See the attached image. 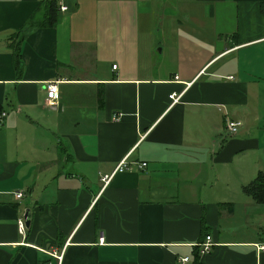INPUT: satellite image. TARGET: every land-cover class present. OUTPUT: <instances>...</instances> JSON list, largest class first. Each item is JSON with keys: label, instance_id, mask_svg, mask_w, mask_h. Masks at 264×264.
Segmentation results:
<instances>
[{"label": "crops", "instance_id": "crops-1", "mask_svg": "<svg viewBox=\"0 0 264 264\" xmlns=\"http://www.w3.org/2000/svg\"><path fill=\"white\" fill-rule=\"evenodd\" d=\"M47 1L0 0V264H264V0H57L18 77Z\"/></svg>", "mask_w": 264, "mask_h": 264}, {"label": "trees", "instance_id": "trees-1", "mask_svg": "<svg viewBox=\"0 0 264 264\" xmlns=\"http://www.w3.org/2000/svg\"><path fill=\"white\" fill-rule=\"evenodd\" d=\"M57 0H48L43 8V13L33 15L26 27L14 34L15 42L13 45V59L18 77L22 73L23 65L21 60V43L28 33L35 29H45L56 27L59 23V10ZM1 111V110H0ZM243 193L254 200L257 204L264 205V174L259 173L257 177L248 185L243 187Z\"/></svg>", "mask_w": 264, "mask_h": 264}, {"label": "built area", "instance_id": "built-area-1", "mask_svg": "<svg viewBox=\"0 0 264 264\" xmlns=\"http://www.w3.org/2000/svg\"><path fill=\"white\" fill-rule=\"evenodd\" d=\"M63 11L66 10V8H62ZM114 69H116V66L113 67ZM178 79V78H176ZM59 82H51L49 84H47L46 86V93H47V101L49 106L53 107V108H57L59 106ZM170 99H172L173 103L176 104L179 102L180 97H178L176 94H173L170 96ZM113 121H119L120 120V116H114L112 118ZM242 126V122L240 121H228L226 124V131L230 136H235L238 134L240 128ZM147 164H141L140 167H145ZM128 170V159H124L122 162H120V164L117 166L115 172L112 174L114 175L117 172H124ZM111 177L109 176H105L102 181H104L105 183H108L109 179ZM17 199H21L23 197L22 194H16ZM19 230L20 232L24 233L26 230V222H24V220H20L19 223ZM101 243L103 242V239L100 240ZM213 243L211 240L210 236L206 237V241L204 243H202L200 245V255H206L209 254L212 250L213 247ZM257 249L259 251H263L264 250V243L263 244H258L257 245ZM56 258L60 261L62 259V256H56ZM182 264H186L189 262V258H183L180 259Z\"/></svg>", "mask_w": 264, "mask_h": 264}, {"label": "water", "instance_id": "water-1", "mask_svg": "<svg viewBox=\"0 0 264 264\" xmlns=\"http://www.w3.org/2000/svg\"><path fill=\"white\" fill-rule=\"evenodd\" d=\"M25 218H27V222H26V224L28 225L29 223H30V216H29V212H27V214H26V216H25Z\"/></svg>", "mask_w": 264, "mask_h": 264}]
</instances>
